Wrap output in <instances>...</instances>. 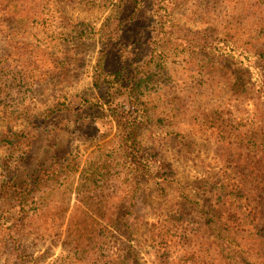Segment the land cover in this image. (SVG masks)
Masks as SVG:
<instances>
[{
    "label": "rangeland",
    "instance_id": "374dc122",
    "mask_svg": "<svg viewBox=\"0 0 264 264\" xmlns=\"http://www.w3.org/2000/svg\"><path fill=\"white\" fill-rule=\"evenodd\" d=\"M0 264H264V0H0Z\"/></svg>",
    "mask_w": 264,
    "mask_h": 264
},
{
    "label": "trees",
    "instance_id": "16d2710c",
    "mask_svg": "<svg viewBox=\"0 0 264 264\" xmlns=\"http://www.w3.org/2000/svg\"><path fill=\"white\" fill-rule=\"evenodd\" d=\"M117 121H118L119 124H122V125L124 123V120H121L119 117H117ZM123 132H124L123 140H125L127 143H129V145H131L132 149L134 150L135 149L134 148L135 147V144H134L135 143V136L133 137V131L130 130V128H128V129H125L124 131H122L121 133H123ZM46 171H47L46 165H45V163H42L39 166L38 170H37V173H38L37 176H40V175L41 176L39 177V179H36V181H38V180H40L42 178L44 179V177H46V174L45 173H48ZM9 186L10 185L8 183V187ZM5 201H8L9 202L10 199L9 198H6Z\"/></svg>",
    "mask_w": 264,
    "mask_h": 264
}]
</instances>
